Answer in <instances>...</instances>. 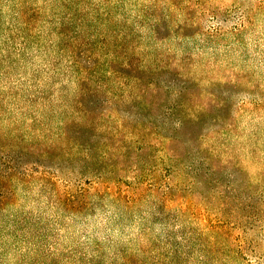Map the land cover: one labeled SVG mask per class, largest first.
<instances>
[{"label": "rangeland", "instance_id": "rangeland-1", "mask_svg": "<svg viewBox=\"0 0 264 264\" xmlns=\"http://www.w3.org/2000/svg\"><path fill=\"white\" fill-rule=\"evenodd\" d=\"M0 264H264V0H0Z\"/></svg>", "mask_w": 264, "mask_h": 264}]
</instances>
